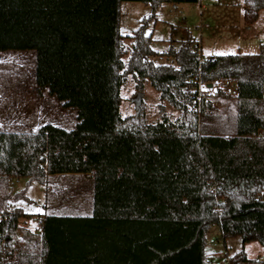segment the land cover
I'll return each instance as SVG.
<instances>
[{
	"label": "trees",
	"instance_id": "1",
	"mask_svg": "<svg viewBox=\"0 0 264 264\" xmlns=\"http://www.w3.org/2000/svg\"><path fill=\"white\" fill-rule=\"evenodd\" d=\"M123 1L150 7L128 52L119 31ZM198 1L0 0V51L34 50L36 86L76 110L71 129L0 131V264H206L212 225L264 250V44L257 53L199 61L193 37L157 52L146 32L161 3ZM243 6L250 26L264 0ZM153 56L174 63L155 64ZM127 75L138 90L148 80L176 119L162 114L148 123L139 110L121 116ZM70 174L90 175L91 212L45 214L39 233L22 227L11 179L45 184ZM228 264L264 261L241 249Z\"/></svg>",
	"mask_w": 264,
	"mask_h": 264
},
{
	"label": "rangeland",
	"instance_id": "2",
	"mask_svg": "<svg viewBox=\"0 0 264 264\" xmlns=\"http://www.w3.org/2000/svg\"><path fill=\"white\" fill-rule=\"evenodd\" d=\"M243 7L242 0L163 2L146 30L147 33L152 32L151 47L157 52H164L170 46L177 49L183 40L193 37L201 43L202 53L208 55L257 53L260 45L264 44V10L247 28L243 21ZM120 11L119 31L124 36L128 52L131 46L129 36L139 26L140 20L150 14V7L141 2L123 1ZM127 57L128 54L124 55L123 60L126 61ZM151 60L155 64L174 63L171 57L166 56H153ZM34 64V50L0 51V121L14 130H27L30 124L39 127L45 123L73 128L76 110L64 108L54 96L36 86ZM198 87L199 91L208 93L204 85ZM138 93H141V105L135 101ZM120 97L119 112L123 117L136 115L139 110L148 123H154L162 114L171 120L179 115L170 104L160 100L158 91L148 80H144L141 90H138L134 79L127 75ZM12 179V193L21 195L14 204L26 214L19 220L20 225H28L31 231L39 233L41 230V223L36 218L38 214L83 215L87 205L91 208L93 184L85 174L50 176L45 184L26 177ZM241 249L250 259H264V250L257 241L243 244L238 235L224 238L216 225L208 229L204 248L208 257L206 264H228V258Z\"/></svg>",
	"mask_w": 264,
	"mask_h": 264
},
{
	"label": "built area",
	"instance_id": "3",
	"mask_svg": "<svg viewBox=\"0 0 264 264\" xmlns=\"http://www.w3.org/2000/svg\"><path fill=\"white\" fill-rule=\"evenodd\" d=\"M204 26L207 27L208 25L205 24ZM191 48H192V50H193L194 52L198 53L199 61H203V60L208 59L209 55H207V54H205V53H202V51H201V47H200V45H199L197 42H193V44L191 45ZM199 85H200V83L198 82V86H199ZM198 88H199V87H198ZM197 90H198V89H197ZM198 91H199V90H198ZM199 92H200V91H199ZM226 92H227L228 94L232 95L233 97L236 96L235 89H234L232 86H228L227 89H226ZM209 190H210L212 193H214V192H215V186L211 184V185L209 186ZM221 200H222V198H218V199H217V202H218V201H221ZM215 210H216V211H219V208L216 207ZM37 220H38V221H42V216H38V217H37ZM259 259H262V258L260 257ZM263 261H264V259H263Z\"/></svg>",
	"mask_w": 264,
	"mask_h": 264
},
{
	"label": "crops",
	"instance_id": "4",
	"mask_svg": "<svg viewBox=\"0 0 264 264\" xmlns=\"http://www.w3.org/2000/svg\"><path fill=\"white\" fill-rule=\"evenodd\" d=\"M243 1V0H242ZM244 8V7H243ZM261 11V10H260ZM259 11V12H260ZM242 15H243V10H242ZM247 28H249V26H247ZM195 40V39H194ZM195 42H197L199 45H200V47H201V51H202V45H201V43L200 42H198L197 40H195ZM206 54V53H205ZM208 55V54H207ZM214 105L215 106H217L218 107V103L217 102H215L214 103ZM30 127H28V129L27 130H14V129H10L9 127H8V125H6V123L4 122V121H0V131H7V132H34L38 127L37 126H32V124H30L29 125ZM37 127V128H36ZM260 134L261 135H263L264 136V130L263 131H260ZM71 175V174H70ZM73 175H76V174H73ZM54 176H58V175H54ZM60 176H62V175H60ZM86 177H88L89 179H91V177H90V175L89 174H86ZM17 178H14V179H12V180H16ZM12 182V181H11ZM91 212V208L89 209V205H87V209H86V211L84 212L85 214H83V215H86V214H89ZM44 216L45 214H38L37 215V217L38 216ZM36 217V218H37ZM19 224H20V221H19ZM26 228H29V226L27 225V227Z\"/></svg>",
	"mask_w": 264,
	"mask_h": 264
},
{
	"label": "water",
	"instance_id": "5",
	"mask_svg": "<svg viewBox=\"0 0 264 264\" xmlns=\"http://www.w3.org/2000/svg\"><path fill=\"white\" fill-rule=\"evenodd\" d=\"M140 94L141 93H138V95L136 96L135 98V101H136V104L139 105L141 103V100H140Z\"/></svg>",
	"mask_w": 264,
	"mask_h": 264
},
{
	"label": "snow or ice",
	"instance_id": "6",
	"mask_svg": "<svg viewBox=\"0 0 264 264\" xmlns=\"http://www.w3.org/2000/svg\"><path fill=\"white\" fill-rule=\"evenodd\" d=\"M38 211V210H37Z\"/></svg>",
	"mask_w": 264,
	"mask_h": 264
}]
</instances>
